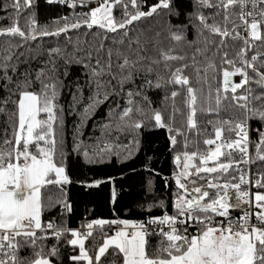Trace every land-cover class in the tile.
I'll use <instances>...</instances> for the list:
<instances>
[{
  "label": "snow or ice",
  "instance_id": "6c2138e0",
  "mask_svg": "<svg viewBox=\"0 0 264 264\" xmlns=\"http://www.w3.org/2000/svg\"><path fill=\"white\" fill-rule=\"evenodd\" d=\"M57 2L69 8L77 5V0H46L48 4ZM78 2L87 6L90 0ZM190 4L191 11L185 12L187 24L176 25V31L170 30L169 36L176 42L185 39L190 25L198 38L190 61L196 86L184 74L190 66L183 63L185 56L173 54L171 48H160L159 59L144 57L140 55L144 46L136 37L129 38L144 19L161 12L179 16L184 5L178 0H155L151 4L144 0H96V6L87 12L56 18L51 30L49 25L37 23L31 12L34 0L5 3L6 10H15V20L0 28V36L8 38L0 50V81L7 93L0 100V112H5L11 103L13 120L0 138V264H63L58 247L62 238L66 246L78 249L68 256L71 264H264V174L250 181L245 169L256 158L264 162V128L258 130L257 156L252 160L248 136L250 119H258L264 125V0H190ZM25 10L29 15L22 28L19 17ZM82 25L87 29L95 26L103 35L95 49L96 57L90 49L86 57L73 54V60H64V77L69 75L71 63L80 65L89 92L85 103L84 85L79 79L72 82L75 87L67 114L80 118L75 133L80 132L81 124L97 107L109 102L104 122L93 125L94 129L99 126L101 135L81 153L84 162L103 163L106 156L113 154L114 147L121 148L104 139L113 129L129 134L128 145L124 146L128 155L135 151L133 143L139 147L140 131L166 129L175 165L170 177L174 181L172 214L164 211L163 215L149 216L146 222L96 218L81 222L79 229L66 227L63 220L58 224L55 218L42 219V213L49 209L59 207L61 217L72 210L65 191L72 181L65 164L56 159L58 147H63L62 141L58 145L57 129L63 128L65 110L59 104V79H54L44 67L25 78L24 73L18 74L19 58L26 54V45L45 37L67 35ZM110 36L118 39H111L106 47ZM16 40L19 43L13 42ZM134 42L136 49L132 48ZM31 51L28 47L27 52ZM47 55L51 59L63 57L64 53L59 47H52ZM197 57H202L203 63ZM177 61L181 63L173 67L172 62ZM52 64L55 72L54 60ZM161 64L167 76L161 74ZM153 65L154 82L146 78L153 73ZM142 72L146 74L143 83L135 91L125 92L124 84L131 82L135 87L134 73L139 77ZM234 76L238 81L233 80ZM113 81L118 82L119 90ZM146 88L165 91L161 103L167 105L166 119L164 112L152 109L148 96L142 95ZM182 92L181 107L177 98ZM121 95L123 106L110 101V97ZM140 100L149 106L148 110ZM226 101L230 109L241 114L240 118L209 121L214 135L203 139V148L199 139L190 140V133L198 126L196 116L202 112L219 116ZM178 114L186 117V122L182 120L177 125ZM201 135L197 133V137ZM79 148V143L74 144L73 151ZM236 153L240 159L234 158ZM115 154L118 162L124 155L120 151ZM102 182L77 181L86 190ZM250 183L261 190L253 192L249 200L244 186ZM47 186L61 191L55 202L49 198L46 203L41 195ZM237 207L242 214L233 218L231 210ZM145 223L158 228L154 234L160 237L151 253L148 249L153 233ZM105 226H109L110 234ZM49 238L55 243L46 245ZM25 250V255H21Z\"/></svg>",
  "mask_w": 264,
  "mask_h": 264
},
{
  "label": "trees",
  "instance_id": "16d2710c",
  "mask_svg": "<svg viewBox=\"0 0 264 264\" xmlns=\"http://www.w3.org/2000/svg\"><path fill=\"white\" fill-rule=\"evenodd\" d=\"M8 0H0V28L8 27L11 25L15 16L13 15L14 9L4 8L5 3ZM145 3L151 4L155 0H144ZM178 3H182L184 7L180 10L179 16H165L163 12L159 15H155L151 18L142 20L137 26L136 31L130 33V37H136L140 44L144 47L140 51V55L144 57H151L152 59H159V50L164 48L172 49L173 54L185 56L183 63L189 64L186 68L185 75H189L190 79L195 85V73L193 67L190 64L192 54L196 47L197 37L195 36L191 26L189 25L185 30V39L176 42L172 41L169 36V31H176V25H185L187 20L185 18V12L191 11L190 0H178ZM90 7L95 6H78L75 8H69L65 4L60 3H46V0H34V7L31 12L35 13L37 23L39 25H49L51 30V22L58 17L69 16L72 13H84L87 12ZM143 10H146L143 9ZM207 15L208 13L205 12ZM29 15V11L25 10L20 13L19 24L24 28L26 24V18ZM118 15V13H117ZM12 19H9V17ZM73 17V22H74ZM159 33L157 36L156 34ZM103 33L95 26L92 29H87L86 26H81L78 30H70L67 35L61 34L59 37H45L36 41L30 45L25 46V55L19 58L18 74L24 73V77L27 78L29 73L34 75L35 70L44 67L45 70L54 79H59L57 89L59 91V104L64 108L65 115L63 120V128L57 129V141L58 145L60 141L63 142V147L56 154L57 162H63L66 167V173L69 175L72 181L66 186L67 198L71 203V212L65 216H60V209L56 207L54 209L46 210L42 213V219L49 221L55 218L56 223H60L61 220L68 228L81 227V222L101 218V219H127L133 221H146L149 216L163 215L164 211L172 214V194L174 190V181L170 179L175 167L172 164L173 151L169 147L168 133L166 129L157 128H145L139 132V147L136 148L135 143L132 147L135 148L133 154L128 155V148L124 147L128 145L129 134L126 132L118 133L113 129L110 133L106 134L104 139L109 140L113 145L119 144L121 148L117 150L113 148V154L106 156L104 162L100 163H85L81 153L84 149L90 145L96 143V137L101 135L100 128L97 126L95 129L94 124H102L104 118L107 115L109 108V102L97 107L94 113L91 114L84 123L81 124L79 133H75V126L80 123V118L73 115H68V104L72 96L75 82L79 79V82L84 85V102L87 103V97L89 95L87 85L84 84L85 77L81 75L83 71L82 67L78 64L71 63L68 66L69 75L64 77V60H73V54L75 56L86 57L88 51H93V56L96 57L98 53L95 51L100 45V39ZM118 39V37H111L106 41V47L111 44V39ZM8 38L0 36V50L6 46L5 41ZM19 43L18 40L13 41ZM191 44V47L189 46ZM202 44V39H201ZM32 49L31 52H27V48ZM52 47H59L64 53L63 57L49 58L47 50ZM124 47H127V39L125 40ZM238 47V45H237ZM132 48L136 49L137 44L134 42ZM102 55V54H99ZM15 60L16 57L13 56ZM197 59L203 63L202 57ZM52 60L55 61L56 71H52ZM47 61L48 63H43ZM148 60L144 61L145 65L148 64ZM179 61L172 62V66H179ZM219 64V60L216 61ZM151 75L147 76V79L155 81V69ZM160 72L162 75L167 76V73L163 71V65H160ZM145 73H141L139 77H136L134 73L135 87L131 82L124 84V91H135L138 86L143 83ZM113 86L116 90H119V84L117 81H113ZM36 88L39 85H35ZM253 87H255L253 85ZM7 93L3 88V81H0V100H2ZM142 95L148 96L151 101V108H160L167 118V105L162 104V98L165 95L163 89L146 88ZM183 92L181 96L177 98V103L180 105ZM139 100V98H135ZM110 101L119 103L121 106L124 104V96L121 95L118 98L110 97ZM140 103L148 110L149 106L140 100ZM182 107V105H180ZM82 107V105L80 106ZM240 113L234 109L228 107V102H225L224 108L220 111L219 116L215 113H199L196 116L197 129L190 133L189 139L195 141L199 139L201 147L203 148L202 141L204 138H210L214 135L213 126L209 121H215L217 119L229 118L238 119ZM176 123L179 125L182 120L186 122V117L181 115L176 116ZM12 120V105L9 103L5 112H0V138L3 137L6 126L11 125ZM250 134H251V149L252 159L257 156V150L255 144L259 142V129L264 128V125L258 119H250ZM11 131V128H8ZM197 133H203V135L197 137ZM224 137L228 136L227 132L223 133ZM133 141L135 137H132ZM80 144L79 151L74 152V144ZM101 146L103 144L101 143ZM91 151V149H89ZM180 149L177 148V151ZM117 151L124 153L120 157V161L117 160ZM127 156V158H124ZM234 158L238 157L234 154ZM147 166V168L145 167ZM252 174L253 178L260 179L261 174H264V162H260L258 158L252 162ZM111 177L109 180L108 178ZM100 179L103 182L94 188L84 189L77 181ZM256 191L261 190L254 187ZM41 195L47 203L49 198L53 202L61 197V191L55 186H47L42 189ZM162 204L163 206H159ZM109 232L110 230L104 229ZM160 237H150V247L148 249L151 253ZM55 243L52 238L45 241L46 245ZM87 243V242H86ZM60 249L61 260L63 264H71L68 260V256L74 252H78L68 246H66L65 239H61L58 243ZM89 251H92L91 245H89ZM25 251L21 252V255H25ZM55 264V262H54Z\"/></svg>",
  "mask_w": 264,
  "mask_h": 264
},
{
  "label": "built area",
  "instance_id": "2783aa9c",
  "mask_svg": "<svg viewBox=\"0 0 264 264\" xmlns=\"http://www.w3.org/2000/svg\"><path fill=\"white\" fill-rule=\"evenodd\" d=\"M60 4H61V3H60ZM65 5H66V4H65ZM77 5L80 6L78 0H77ZM87 6H96V0H90V2L87 4ZM248 127H249V133H248V136H249V141H250V143H249V157H250V160H252L250 125H248ZM235 155L238 157V159H240V156H239L238 153H236ZM174 167H175V165H174ZM245 169H246V171H248V172L250 173L249 180L251 181V180L253 179V174H252V163H250L249 165H246V166H245ZM244 187H245V190H247L248 193H249V200H250V199H251V194H252L253 192H255L256 190H255V188L251 185V183H250L249 185L244 186ZM233 203H234V204L236 203V200H235L234 198H233ZM253 210H255V209H253ZM241 214H242V212H241V208H240V207H237V208H234V209L231 210V216H232L233 218H238ZM252 219H253V221L255 220L254 217H253ZM146 221H147V220H146ZM146 221H141V222H146ZM145 227L148 228V230H149L150 233H153L152 236H156L154 233H155L156 231H158V228H153L151 225H148V224H146V223H145ZM77 228L79 229L80 227H77ZM105 229L110 230L109 226H105ZM189 231H194V229H189Z\"/></svg>",
  "mask_w": 264,
  "mask_h": 264
},
{
  "label": "water",
  "instance_id": "95a60500",
  "mask_svg": "<svg viewBox=\"0 0 264 264\" xmlns=\"http://www.w3.org/2000/svg\"><path fill=\"white\" fill-rule=\"evenodd\" d=\"M233 80H234V81H238V77L234 76V77H233Z\"/></svg>",
  "mask_w": 264,
  "mask_h": 264
}]
</instances>
